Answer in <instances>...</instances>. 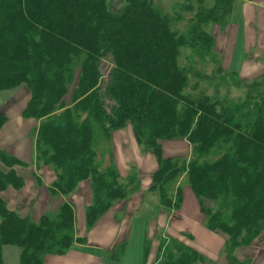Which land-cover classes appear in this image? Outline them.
Listing matches in <instances>:
<instances>
[{"label": "trees", "instance_id": "obj_1", "mask_svg": "<svg viewBox=\"0 0 264 264\" xmlns=\"http://www.w3.org/2000/svg\"><path fill=\"white\" fill-rule=\"evenodd\" d=\"M231 1L182 0L164 12L155 0H0V128L18 108L32 123L34 144L30 173V163L0 148V264H94L83 257L86 244L94 258L118 262L125 242L101 248L88 237L116 225L112 210L143 186L135 170L122 177L114 164L100 169L94 147L98 134L128 127L155 159L148 190L171 222L182 223L183 195L168 183L185 172L203 226L223 242L225 264H253L249 249L264 244V73L246 80L237 66L223 69L204 30L205 22L222 20ZM182 48L189 51L186 67L178 62ZM196 59L215 67L198 70ZM189 72L197 82H188ZM214 75L217 83L243 87L244 96L198 87ZM179 140L190 145V160L164 155V143ZM43 166L52 169L49 182L35 171ZM43 184L46 208L53 207L29 213L26 203L36 197L26 192ZM11 189L20 194L13 207ZM178 232L153 235L158 245L149 264L214 263L185 244L191 232Z\"/></svg>", "mask_w": 264, "mask_h": 264}, {"label": "rangeland", "instance_id": "obj_2", "mask_svg": "<svg viewBox=\"0 0 264 264\" xmlns=\"http://www.w3.org/2000/svg\"><path fill=\"white\" fill-rule=\"evenodd\" d=\"M181 1L182 0H155L154 4L158 9L164 12H171L173 6ZM204 1L207 2V0ZM240 3L241 1L232 0L229 5L228 13L223 16L220 22L207 21L204 23L205 32L210 34L213 38L214 55L218 58L220 65L223 69L229 70L230 58L232 55L233 39H234V33H232V31H229L228 25L231 24L237 25L238 23L244 22L243 11L240 8ZM114 4H115L114 7L120 6L119 2L117 1H114ZM187 16H189V14L186 13L185 17ZM253 21L258 23V28L260 33L257 37L256 28L255 27L254 29L248 28V30L250 31L249 33H254L256 31V35L254 37L252 36L249 39V41L245 44V52L248 55H250V58H248L245 62H243V64L245 65L242 69L237 70V76L241 79H246V80L257 78L264 73V54L262 52H257L256 50L257 39L259 40V45L264 40V26H261L260 23L262 20L260 18L254 19ZM233 31L235 32V30ZM183 49L184 48L181 49L180 55L178 56V62L180 61V65L181 66L185 65L186 67V64H189L188 63L189 51L188 49H184L183 51ZM195 61H196L194 63L195 68L207 73L212 72L213 68L215 67V64H213L208 59H204L203 61L196 59ZM247 67L248 69L246 70ZM187 76H188V82L190 84L197 82L196 80L197 77L192 75L190 72L189 75ZM219 76L220 75H214L215 78L214 80H207L205 78L203 80H200L198 82V87L210 95L214 92L218 93L219 95L226 92L229 97L234 99L244 96L245 89L241 86L234 87L230 85L217 83L218 82L217 78ZM207 77L209 76L207 75ZM9 106H13V105H9ZM3 107L5 110L7 109L5 106ZM7 116H8L7 117L8 121L6 120V122L0 128V148L5 149L10 153H13L16 157L20 155L25 156L26 159L28 157L29 154L28 150H29L31 154V158L33 159L34 144H33L32 133L31 131L27 132L29 128H32L31 127L32 123L27 120L26 123L24 124L19 123L22 117L20 115V109L18 108H15V110H12L10 112L8 111ZM128 128H129L128 130H130L128 132L127 129L126 130L123 129V131H119L118 133L114 132L112 135L110 134V136H104L103 134H98V139L94 147L95 156H96L95 159L100 169L114 164L122 177L126 176L129 173H132L130 172L131 170H135L136 173L141 178V183L143 188L146 189L151 184V173L155 169L156 162L148 150L143 149L142 147L138 146L135 143L133 136H132V141L130 139V142H128V136H130V132H131V128L130 127ZM125 140H127V142ZM168 142L171 143L168 144ZM164 144H166L164 145L165 151L163 150L165 156L179 157L180 162L182 161V158H185V160H190L193 157V153L191 152L190 145L187 143L186 140H179L174 142L166 141ZM131 149H134V151L136 152L135 155H132L133 152H131ZM31 158L29 157L28 161L27 162L24 161V162L29 164L31 162L30 160ZM125 160H127L128 162L124 163ZM139 161H141L142 163L139 164L138 163ZM28 168L26 169V172L30 173L31 169L33 170L34 168L33 164L30 163ZM47 168L52 170L51 167H47ZM49 169L46 170V167L43 166L40 169H35V171L44 176L46 175L45 177L46 179L44 180L49 182V178L47 176V174L49 173L48 171ZM28 179L29 178H27V180ZM44 184L39 189L41 194L38 197L39 203L36 204L34 202V207L36 208L40 207L39 209H36V212L34 211V214L37 215L39 211L41 212L51 211L50 209L51 207H53L50 206L49 208H46L49 205L50 201L47 198V190ZM175 184L181 187L182 195H183L182 207L180 209V212H178L180 216V220L182 219H184L185 221L196 220L195 222L196 223L198 222L206 230V228L203 226L202 223V221L204 220V215L203 213H201L199 209L197 198L193 195V193L189 188L187 174L185 172H181L175 178L169 181L168 189L173 187V185ZM11 190L13 191H9L11 192L10 193L11 195H7V199L9 205L13 207L14 202L16 203L17 199L20 197V194L17 193L14 189ZM70 196H74V194ZM152 196H156V195L152 193ZM55 199L58 200L57 197ZM146 202L149 203L147 198L145 199V202L142 203V207H141L139 203L135 205L133 202H130L129 199L124 200V203H121V205L118 206L117 210L116 209L112 210L111 217L114 221V224H116L115 226L117 227L121 224L122 230H131L133 226L132 221L134 219H140V221H146L145 227L148 228V232H151V230H155L153 227V223H150L149 225L150 227L148 226L149 219H152L153 216L150 215L149 217V213L144 211L146 208ZM52 203L54 205L55 201L52 200ZM204 203L213 209H215L218 206L217 202H213L209 200L208 201L204 200ZM26 204H27V208L29 209V203L27 202ZM79 211L83 213V209H80ZM31 217L32 219L36 220L38 216H33L31 214ZM156 223L160 225V220H157L155 224ZM169 225L173 227V226H179L180 224L172 223L171 220H169L167 226ZM168 230H171V228H169ZM148 241H149V237H148ZM218 241L219 239L217 240L216 243H218ZM261 242L264 243V235L261 238ZM216 243L214 242L209 243V252H204L203 250H201L202 247L196 248L200 252L206 253L207 259L209 258L213 259L214 263L207 261L204 264H225V257L224 255L221 254V249H222L221 246L223 242L221 243V246H218V244ZM185 244L194 247L191 244V242L189 243V240H185ZM157 245H158V241H151V245L149 249V242H147V246H146L147 252L143 254L145 258H147L146 264H149V261L152 260L154 250ZM262 245L264 244H260L257 241L255 243V246H252L249 249V256L252 259L253 264H264V246ZM248 248L240 250L238 256L244 258L245 252L247 251ZM246 253L248 254V252Z\"/></svg>", "mask_w": 264, "mask_h": 264}, {"label": "crops", "instance_id": "obj_3", "mask_svg": "<svg viewBox=\"0 0 264 264\" xmlns=\"http://www.w3.org/2000/svg\"><path fill=\"white\" fill-rule=\"evenodd\" d=\"M238 1H241L240 8L243 11V21L244 22L238 23L237 25H234V24L228 25L229 31H232V33H234L232 55L230 58L229 68H232V67L234 68L237 66L238 70H240L245 65V64H243V62H245L248 58H250V55H248L245 52V44L249 41V39L252 36L254 37L256 35V31L254 33H249L250 31L248 30V28L254 29V27H255L257 30V37H258V35L260 33L259 28H258V23L253 21V20L260 18L262 20L260 24H261V26H264V0H238ZM233 30H235V32ZM256 44H257V46H256L257 52H262L264 54V40L259 45V40L257 39ZM243 53H246V54H244L245 55L244 58L242 57ZM247 69H248V67L246 68V70ZM13 110H15V109H13ZM19 123L24 124L23 118L20 119ZM119 131H123V129L115 131V132L118 133ZM127 132H128V129H127ZM130 139L132 141L131 132H130V136H128V142H130ZM125 141L127 142V140H125ZM172 142H174V141H172ZM169 143H171V142H168V144ZM164 145H166V144H164ZM163 149L165 150V146H163ZM131 152H133L132 155H135V153H136L134 151V149H131ZM28 153L29 154H28L27 159L25 156H22V155L17 156V157L20 158L21 160L27 162L28 158L29 157L31 158V154H30L29 150H28ZM30 160H33V159L31 158ZM127 162L128 161L125 160L124 163H127ZM138 163L141 164L142 162L139 161ZM26 187H27V184L25 185V188ZM148 188H149V186L146 189L141 188V190L139 192H136L135 194L130 196L131 199L129 201L133 202L135 205L137 203H139L142 207V203L145 202L146 198L148 199L149 203L146 202V208L144 211L149 213V217H150V215L153 216L152 219H149L148 226L150 225V223H153V227L155 230H151V232H148V228L145 227L146 221H140V219H134L132 221L133 226H132L131 230H122L121 224L117 227L113 224L110 225V227H109V224H107V230H97L96 229V232H104L103 235L101 237L96 238L95 236L97 234L92 233L89 235L88 238L95 241V243L98 247L102 248V247L108 246V244L112 241H115V243L116 242H119V243L125 242V247L122 251L121 256H119L118 262L114 263V262L109 261L107 259L101 260L100 258H98V259L94 258V256L91 255L90 253H92L93 251L95 252V249L91 248V246L86 244L84 246L86 252H85V255L83 257H86L87 261H89V262L93 261L94 264H103V263H105V264H142L143 251H144V247H145V242L148 240V237H149V243L151 245V241H156V239L154 238L153 235L154 234L156 235V232L158 234L161 233V235H163L164 231H166L167 233L174 236V235H177L179 233L178 230H188L194 236V239L191 241V244L195 248H201L202 247L201 250H203L204 252H209V243L210 242L216 243L219 238L215 235H212L207 230H205L198 222L196 223L195 222L196 220H193V221L186 220L187 221L186 222L184 219H182L181 220L182 223H180V225L177 226V228L175 230H172V229L168 230L169 227L167 225L169 223V220H171L170 215H168V213L164 212L162 209L159 208L158 202H157L158 201L157 196H152V192L149 191ZM26 193L32 194V196L36 197L32 203L33 207L31 205V206H29V209L27 210L29 213H31V211L34 212V210L36 208V207H34V202L36 204L39 203L38 197L41 194H40V191L39 190L36 191V189H34L32 192L28 191ZM153 194H155V193H153ZM29 200H30V197H28V201ZM39 208L40 207H38L36 209H39ZM40 212L41 211H39V213ZM157 220H160V225H158V223L155 224V222ZM166 228H167V230H166ZM216 244H218V246H221L220 240ZM71 252H73L74 254H77L72 250H71ZM82 253H84V251ZM70 255H71V257H73L72 254H70ZM61 259L63 260V259H65V257H63ZM153 259H154V255L152 257V260ZM152 260L150 262H152ZM55 262H53V263H55ZM53 263H51V258H50L49 264H53ZM58 264H72V263H70V262L68 263L66 260L65 261L60 260V262Z\"/></svg>", "mask_w": 264, "mask_h": 264}]
</instances>
